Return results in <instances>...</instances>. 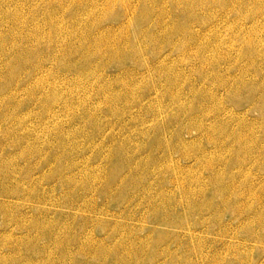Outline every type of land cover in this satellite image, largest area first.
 I'll return each mask as SVG.
<instances>
[{
	"label": "rangeland",
	"instance_id": "374dc122",
	"mask_svg": "<svg viewBox=\"0 0 264 264\" xmlns=\"http://www.w3.org/2000/svg\"><path fill=\"white\" fill-rule=\"evenodd\" d=\"M188 1L0 0V264H264V0Z\"/></svg>",
	"mask_w": 264,
	"mask_h": 264
},
{
	"label": "bare ground",
	"instance_id": "6f19581e",
	"mask_svg": "<svg viewBox=\"0 0 264 264\" xmlns=\"http://www.w3.org/2000/svg\"><path fill=\"white\" fill-rule=\"evenodd\" d=\"M206 1V0H205ZM60 2H61V4L63 5V0H60ZM59 2V3H60ZM71 2V1H70ZM185 2V1H184ZM193 2V1H192ZM191 1H188V0H186V3L187 4H191L192 3ZM195 2V1H194ZM193 2V3H194ZM150 3H152L151 2V0H150ZM155 8V7H154ZM175 8V7H174ZM62 9V8H61ZM189 9V8H188ZM154 11V10H153ZM186 11V10H185ZM185 13V12H184ZM191 13V12H190ZM162 13H160V15H161ZM164 14H162L161 15V17L163 16ZM187 17H188V20H189V18L191 17V15L190 14H188L187 15ZM52 19H54L53 17H51ZM192 18V17H191ZM164 20V19H163ZM161 23V22H160ZM192 23V22H191ZM190 25V24H189ZM188 24L186 25V27L184 28V32H185V34H187L191 39L193 38L192 37V31H191V26H189ZM54 26V25H53ZM161 26V25H160ZM51 27V26H50ZM175 31V30H174ZM104 32V31H103ZM170 32H173V31H170ZM105 33V32H104ZM52 35V34H51ZM102 35V34H101ZM98 37V36H97ZM165 37V36H164ZM50 38L51 37H48V39L50 40ZM90 39V38H89ZM94 39V38H93ZM97 39V38H96ZM89 41V40H88ZM92 41V40H91ZM95 41V40H94ZM124 41V40H123ZM50 42V44H51V41H49ZM106 42V41H105ZM101 43V42H100ZM118 43V45H120V43L119 42H117ZM34 44V43H33ZM90 44V43H89ZM106 44V43H105ZM38 46H40L39 44H37ZM36 45V46H37ZM87 46V45H86ZM106 46V45H105ZM104 46V47H105ZM33 47H35V46H33ZM32 46H31V50L29 49V52H28V54H29V56H31V55H33V53L36 51V48L34 49ZM89 48V47H88ZM97 48V47H96ZM49 50V49H48ZM74 50V49H73ZM73 50H67V49H65V51L64 52H60L59 53V55L61 54V53H68V55L69 54H71V52L73 51ZM86 50V49H85ZM100 50V49H99ZM87 51V50H86ZM85 51V52H86ZM97 51V50H96ZM19 52V51H18ZM52 52H54V51H52ZM98 52V51H97ZM104 52H105V50H104ZM73 53V52H72ZM63 54V55H64ZM76 54V53H75ZM88 54V53H87ZM92 54H93V52H92ZM99 54H100V52H99ZM86 54L83 52V56H85ZM96 55H97V53H96ZM95 55V56H96ZM92 56V55H91ZM94 56V55H93ZM87 59V58H86ZM90 59V58H89ZM87 61V60H86ZM39 65V64H38ZM42 65V64H41ZM41 65H39V66H41ZM243 91V90H242ZM251 91V90H250ZM254 91V90H253ZM252 93V92H251ZM254 93V92H253ZM250 95V94H249ZM252 95V94H251ZM257 95V94H256ZM255 96V95H254ZM249 97V96H248ZM253 98V97H252ZM262 98H263V96H262ZM249 100H250V98H249ZM252 100V99H251ZM263 103H264V100L262 101ZM259 104H261V103H259ZM264 105V104H263ZM262 104H261V107L263 106ZM257 106H258V104H257ZM259 107V106H258ZM262 110H264L263 108H262ZM200 128V127H199ZM210 164V163H209ZM208 168H209V166H208ZM212 168V167H211ZM111 179V178H110ZM109 182V181H108ZM79 183V182H78ZM107 183V182H106ZM99 184V183H98ZM108 187V186H107ZM104 189H105V187H104ZM109 191V190H108ZM103 192H101V194H102ZM107 195V194H106ZM43 236V235H42Z\"/></svg>",
	"mask_w": 264,
	"mask_h": 264
}]
</instances>
